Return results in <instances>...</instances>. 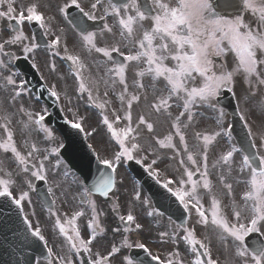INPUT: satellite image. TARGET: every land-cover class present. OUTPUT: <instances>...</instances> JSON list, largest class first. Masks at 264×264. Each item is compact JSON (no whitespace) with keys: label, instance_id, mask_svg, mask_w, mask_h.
<instances>
[{"label":"snow or ice","instance_id":"6c2138e0","mask_svg":"<svg viewBox=\"0 0 264 264\" xmlns=\"http://www.w3.org/2000/svg\"><path fill=\"white\" fill-rule=\"evenodd\" d=\"M242 2L245 10L258 15V25L264 29V0H242ZM15 4L16 0H0V19L7 18L8 21H15L17 25L35 22L40 29L44 30L45 35L51 31L49 21L54 20V17L47 16L42 11L39 0H35L26 8H19V11ZM233 6L232 0H152L151 5L147 3V0L143 4L140 0H95L90 4L89 10L85 11L79 0H70V2L58 7L57 11L66 17L67 11L70 8H75L87 20H102L104 21L103 32L118 35L120 37L119 43L125 44V46L130 44L135 49V54L124 55L117 46L110 48L100 46L97 42L96 33L82 27L79 18L72 21L81 34V46L87 49L89 54L95 53L106 58L103 62L96 64L95 79L91 80V84L95 86L97 91L103 86L105 89L104 97H108L110 92L114 95L117 94V87H120L117 95L120 106L112 111L114 119H109L107 115H104L102 120L107 133L118 145L119 150L114 153L112 159L100 160L97 156L99 163L111 169L114 174L125 160L135 161L137 165H143L148 156H151V162L144 168V171L179 203L185 213L190 214L191 210H195L198 217L195 223L203 225L205 229L211 225L212 232L223 250L229 252L233 257L228 264H264V240H253L251 245L246 244V238L252 233L264 237V157L260 158L258 173L256 169H252L247 156L243 157L239 164L240 174L244 172L245 168L252 169V187L244 197V201H253L254 206L248 209L245 203L243 209L234 212V221H230L229 218L221 215V204L215 195L211 197V219H209L204 210V205L201 203V198L197 195L200 187L207 190L209 194L212 193V182L209 180V176L212 174L210 172L209 153L216 149H219V154L216 156L215 162L211 164V169L218 174L219 182L228 190L229 195L233 190V184L226 183V180L232 177L236 171L235 154L240 149L231 145L230 140L225 139V137H231L232 133L230 128L223 123L225 115L223 109L217 110L222 91L233 92L234 73L241 69L248 78H255L260 84H264V79L260 78L264 73L258 67L264 65V59H258V51L264 54V32H254L251 26L245 23L239 15L234 19L225 18L227 13L221 10ZM98 9L102 11L99 17L96 15ZM109 18L114 20V25H109L107 22ZM138 30H142V38L137 37ZM60 31L63 33L62 29ZM52 35L54 39L48 42L47 47L58 49L62 43V36L55 32ZM27 40L28 37L22 31H18L13 39L0 42V56L6 58V60L0 59V79L3 80L0 90L10 91L9 104L14 107L17 101L22 100L26 94V88L23 82H17L18 73L12 70L13 62L17 58L15 53L6 51V49L19 45L22 53L27 54L24 58L29 59L39 45L35 42L25 43ZM70 40L75 43L73 37L67 34L63 35L65 53L69 51L68 41ZM227 52H235L239 59V64L234 71H227L224 65L217 67L213 59L214 57H222ZM113 53L123 56V61L114 59ZM55 54L59 55V52L57 51ZM64 58L70 61L75 69L73 75L79 82V94L86 93L89 103L103 113L112 101L104 99L103 103L97 102L99 96L93 95V89L83 75L86 71V64L81 56L68 54ZM168 60L174 61L175 64L171 67L167 66L165 61ZM131 63H135L138 67L132 82L136 89L135 93H130V85L126 77V72ZM32 67L35 68L36 64L33 63ZM52 70H55V65H52ZM136 77L140 79H136ZM197 77L200 78L198 86L190 87L189 82H195ZM142 80L145 82H141ZM149 90L154 96L149 107L157 119L168 120L171 118L173 104L183 108V111L175 116L174 122L170 126L175 130L174 135L179 137V142L183 146V153L186 154V160L181 158L177 161L179 169L182 170L180 176L169 174L163 182L160 180L161 172L158 170V166L164 164L165 160L162 159L161 154L157 153L153 145H158L159 149H171L174 155L167 157V159L175 160L176 157L181 156V152L172 143V134L164 139L150 137L148 146L140 143L142 131L146 129L149 134L154 132V122H149V118L143 114H138L134 122L133 110L134 105L139 104L142 100H148L147 92ZM50 95L57 100L60 99L54 86ZM196 106H205L213 111H218V115L216 117V130L212 134L196 132L195 140L202 141V144L194 145V151H190L184 130L196 123L197 113L194 111ZM16 110L27 118L25 128L29 134L32 132L38 136L42 134L43 141L57 146L43 150L44 156L38 166L36 164L30 165L29 161L33 154L40 152L41 149L33 143L26 155L21 154L14 141V133L10 128L12 120L10 117H6V122L0 124L6 133V140L0 143V149L5 153L10 152L12 154L21 172L30 173L32 178L45 183L49 182L51 172L53 182H57L56 186H61L58 183L61 174L54 170L61 167L58 158L60 156L59 148L63 145L57 144L55 131L47 126V117L44 114L47 109L32 111L21 103ZM240 119L245 120V116L241 115ZM65 123L69 122L65 121ZM115 125L122 126L117 128ZM70 126L78 131L84 130L81 123L72 122ZM245 128L248 129V135L251 136L252 130L247 123H245ZM221 142L228 147L221 148ZM140 152H144L146 155L138 158ZM49 157L57 159V162L52 165L53 170H49L45 164ZM192 168H195V171L199 173V179H194ZM153 169L157 170L154 171ZM8 175V179H0V198H6L18 212L23 213L24 202H31L29 192L34 190V185L31 179L22 178L20 183L26 185L28 190L21 191L18 196H14L13 187L17 181L10 178L11 173ZM62 175L64 180H67L69 173L64 171ZM257 175L259 179L256 178ZM73 183L77 185L80 204L90 206L92 219L84 228V232L88 233L87 238H85L81 229L77 227L78 219L85 215L84 210L75 211L63 223L55 211L51 212V215L55 217V227L67 245L68 254L61 255L55 252L54 248L49 246V239L42 233L41 228L39 226L33 228L28 218H24V223L27 225L31 236L42 242L46 249L45 264H73L69 254H88L86 264H113L114 261H118V264H144V261L133 257L123 256L120 258L123 248L132 247L143 249L144 253L157 264H181V261L177 259L180 257L178 251L171 253L165 260H161L160 257L152 255L145 243L137 242L133 245L128 242L126 237L120 247L110 246L106 253L93 252L94 246L100 243L98 235H102L103 229L97 219L96 205L92 197L96 193L108 195L109 190L115 184V178L113 175H108L95 185V192L92 189L83 188L78 180L73 181ZM173 185H176L175 189L172 187ZM48 192L51 194L53 189L49 187ZM75 198L74 196L73 199ZM135 200L140 201L141 204L148 203L141 200L138 193L135 195ZM245 211L249 214L246 222H241L244 219L243 213ZM154 214H157L155 209L147 212L148 216ZM119 219L123 223L125 231H132L131 226L133 224L138 232L142 230L143 226L132 212L126 216L120 215ZM183 233L184 235L180 236V239L185 242L187 251L192 254L191 264H219L218 260L213 258L210 237L198 238L196 229L188 227L183 228ZM178 235L175 232L169 233L167 230H161L158 239L163 243L171 241L175 244Z\"/></svg>","mask_w":264,"mask_h":264},{"label":"rangeland","instance_id":"374dc122","mask_svg":"<svg viewBox=\"0 0 264 264\" xmlns=\"http://www.w3.org/2000/svg\"><path fill=\"white\" fill-rule=\"evenodd\" d=\"M24 1H26V2H24ZM20 2L29 4V3L35 2V0H20ZM41 2H42L41 5L42 4L45 5L44 7L46 8L47 16L54 17V20L49 21V24L51 26V31L48 33V37L51 38V40L54 39V36L52 35V33L55 32L57 35H61L63 38V33H61V31H60L61 29L63 31H65V34H68V36H71L72 34L68 31L66 24L62 20V16L57 11L58 7L63 6V4L66 2H70V0H41ZM79 2L85 8V11H88L90 8V4L95 2V0H79ZM101 14H102V11L100 9H98L96 11V15L99 17ZM6 20H7V18L0 19V42H4L6 39H13L14 38V35H12L10 30L8 29V25L6 23ZM108 23H109V25H114V20L111 19L110 21H108ZM25 35H26V32H25ZM96 36H97L98 44L100 46L109 47V48L111 46H117V47L121 48L122 43H119L120 37L118 35H113V34L101 31V32H98ZM138 38H142V33H140L138 35ZM154 43H158V42H154ZM78 44L81 46L80 42H78ZM78 44L76 42L75 43H73V42L69 43L68 44V49H69L68 52H70L71 54L80 55L82 60L83 59L90 60L94 53L89 54L86 51L87 49H85L81 46L82 49L84 50L83 56H82V54L80 52L73 49V48H80ZM63 47H64V44H63ZM14 48L16 51L21 50L20 48H17V45H15ZM51 52H53V50L49 49L48 53H50V54H49V59H48L49 61L48 62H54L53 57L50 56ZM16 54L18 55L21 53L18 52ZM234 54H235V52H227L223 56L224 62L228 64V67H229V65H238L239 64L238 60H234L235 59V58H233ZM98 57L103 58L100 55H98ZM0 58H2V56H0ZM104 59H106V58H104ZM165 64L167 66L171 67L174 65V61L168 60V61H166ZM143 66L146 67V65H143ZM137 70H138V67L135 65V63L133 65H129L126 77H127L128 83L130 85V89H129L130 93L136 92V89L133 87L132 82H133V78L135 76V72ZM240 73L243 74L242 71ZM237 77L239 78V76H237ZM136 79H140V78L136 77ZM251 81L252 80L250 78H249V80L247 78L246 79L242 78L241 80L238 81L237 78L234 77L232 86L235 88L233 91L239 99V104H240L239 106L242 107L243 111H246V110L248 111V113L245 114V116H248L249 117L248 120L251 121V123L253 124L254 130L257 133L258 139H262L261 138L262 133L259 132L260 126L258 124L257 114L253 113V111L256 112V109L258 108V104L255 101L252 90L249 87V86H251ZM141 82H145V81L142 80ZM199 83H200V78L198 77L195 82H189V86L190 87L191 86H198ZM236 83H240L242 85V91L240 88L235 87ZM119 91H120V87L117 88V94L114 95L113 93H110L109 97H104L103 94L101 96L98 93L94 94L95 96H99V99L97 101L98 103H103L104 99H109L112 101V103L106 107V109L102 113V116L99 117L90 111H86L84 105L87 106V102H88L87 100L88 99H86V98L77 99L76 97L69 96L67 91H65L63 93L60 90V94L62 97L61 99L63 100V105H65V108H66L65 113L68 116L71 115L73 117V120H76V121H79L77 117H81V116L83 118L87 119V120L83 121V124L85 125L84 131L86 132V136H87L89 143L93 146L95 153L97 154V156H99V158L101 160L112 159L114 153L119 150L118 145L115 144V141L111 138L110 134L107 133L106 127L102 123L104 115H107L109 117V119H114L112 117V111H113V109H118L120 106L119 100L117 99V95H118ZM147 96H148V100H146V101L142 100L139 104L134 105L133 120H134V122L136 121L138 114L145 115L147 118H149V122H154V132L149 134V133H147L146 129L144 131H142L140 143L145 145V146H148L149 141H150V137H155L158 139H164L169 134H172L173 135L172 143L174 145H176L177 149L181 152V156L176 157L175 160L167 159V157H171L174 155L173 151L171 149H159L158 145H153L155 150L157 151V153L161 154L162 159L165 160L164 164H161L158 166V170H160V172H161L160 179H161V181H164L168 178L169 174H174L176 176H180L182 170L179 169L177 161L181 158H184L186 160V154L183 153V146L179 142V137L174 135L175 130L173 128H171V126H170L171 123L174 122L175 116L178 115L180 111H183V108L177 107L176 104H173V108L171 109V112H172L171 118H169L168 120L157 119V116L152 114L150 107H149V103L154 100L153 93L149 90L147 92ZM217 110H218V108H217ZM32 111H37V108H35ZM39 111H41L40 108H39ZM194 111H196V113H197L196 123L192 127L184 130L190 151H194V149H193L194 145L202 144V141H196L195 140V133L196 132H201L203 134H212L216 130V117L218 115V111H213L212 109H208L205 106H196L194 108ZM79 113H81V116ZM14 115L12 116L11 114H8L7 112L1 113L0 114V121L2 123H5L6 117L11 118L12 123L10 125V128L13 131V133L15 132L17 134V136L14 134V138H15L17 148L21 152V154L26 155L27 152L30 150V145L33 143H35L37 145V147L41 149L40 152L34 153L31 160L29 161L30 164H36L38 166L40 161L43 159V156H44L43 150L45 148L55 147L57 145L56 144H48L47 142L43 141L41 138L42 134H40L38 136L35 132H32L31 134H29L28 130L25 128L20 127V129H18V127L16 125L18 123V119H14ZM181 119L183 120L184 118L182 117ZM21 120H22V118H21ZM99 121L102 124L101 129H97V123ZM21 123H22V121H21ZM121 126L122 125H115V127H117V128H119ZM16 129H18V130H16ZM0 132H2V130H0ZM57 144H59L58 137H57ZM218 154H219V149H216V151H210V153H209L210 172L212 173L209 176V180L212 182V191H216V192L218 191L219 196H221L223 189H226V188H224V186L219 182V177H218V174H216L215 170L211 169V164L215 162V158ZM145 155L146 154L144 152H140V153H138V158L143 157ZM10 158L11 157L8 156V153H5L3 151L0 152V160H1V162H0V176L5 175V177L7 178V174H3V173L5 172V170L11 171V177L10 178L17 181V183L13 187V194H15V196H18L21 191H27L28 190L26 185H22L20 183V180L24 177H27L28 179H31V181H33L34 178H32L30 175H28L26 173L21 172V170L17 166L15 160L13 161L14 165H11ZM151 159H152V157L148 156V158L144 161V165L146 167L150 164ZM56 162H57V159L55 157H49V159L47 161H45V164L49 170H53L52 165ZM153 170L155 171L157 169H153ZM191 170H193L194 173H197L195 171V168H192ZM201 170H203V169L201 168ZM54 171H58L61 174L59 181H58V183L61 184V186H59V187L56 186L57 182H53L51 172L49 175L50 187L52 189L57 190V193H55V195L57 197V203H58L59 207L62 209V210H59L58 216L61 218L62 214L69 215V214H74V212L77 210H84L85 215H84L83 219H81V222H79L78 228L81 229L82 235H85V232L83 231V226L85 223H89V217H90V214H92L91 210L89 211V209H91V208H89L88 210H85L83 208V205L80 204V196H79L78 190H76L74 192L73 190L68 189V187H70V186L76 187V184H74L73 181H75L77 179L75 177H73L72 175H69L67 180H64V177L62 175L64 170L62 168H60L58 170H54ZM248 177H249V175H247L246 172L244 171L240 176H238V177L232 176L228 180H226V183H232L233 182V187L235 184L234 195L232 197L233 201H236V199L239 196H241L244 192H245L244 197L247 195V191H245L246 190L245 189L246 188L245 181L248 179ZM241 179L244 181L243 183H240ZM257 179H259V178H257ZM116 184H117V186L115 188L114 197L116 198V200H117V197L118 198L120 196L123 197L122 203H117V204H120L124 214L127 215L129 212H132V214H134L137 217L138 222L141 223V225L143 226L142 230H139V232H138V230L135 229V226L133 224L131 226L133 230L130 232L127 231V233L129 235H134L136 237H139L137 239L141 242H143L141 240L143 238H147V239L151 238L152 237L151 236L152 235L151 228L153 229V226L159 227L158 223L154 225V223L156 221V216L155 215H153V216L147 215V212L151 211V208H150L148 203L147 204H141L140 201L135 200V195L138 193L141 196V200L147 201L145 199V197L143 196L142 192L135 185H133L132 182L129 181L128 177L124 173L122 164L117 169V182H116ZM175 187H176V185H173L174 189H175ZM202 190H203L202 187L198 188V192H202ZM198 192H197V195H198ZM199 195H201V194H199ZM29 196H30L31 202L30 203L28 201L24 202L23 213H24L25 217L29 218L33 222V226L37 225L41 228L42 231H44L47 227H46V224L41 222L42 210L36 204L37 202L34 199V197L32 196L31 192H29ZM74 196L76 197L75 199H73ZM230 196L231 195H229V197ZM92 199L95 201L96 212H101L105 217L108 215V213L111 212V209L109 211H107L108 207L106 205H102L99 201H97L96 198L93 197ZM232 200L228 201L227 205H226L227 209H228V213H229V211H231L232 205L230 202ZM238 201H239V198H238ZM33 213H35V214H33ZM47 216H48V217H46V220H48L47 222L51 223V221H52L51 213H47ZM228 218H234V217L229 216ZM144 220H147V221H144ZM100 226L104 230L105 234L107 233V231L109 229L117 231L116 222L114 221V219H109L108 221L102 220V222L100 223ZM118 230H120L119 226H118ZM54 232H55V230H54ZM54 232H51V233L53 235H56ZM105 234L98 235V240L100 241V243L96 244L94 246V248H93L94 251H98L99 249L102 248V245H103L102 241H104L103 236ZM202 237H204V236H202ZM110 246L120 247L121 242L119 240L111 241ZM122 250H126V248L125 249L123 248Z\"/></svg>","mask_w":264,"mask_h":264},{"label":"flooded vegetation","instance_id":"af4514ba","mask_svg":"<svg viewBox=\"0 0 264 264\" xmlns=\"http://www.w3.org/2000/svg\"><path fill=\"white\" fill-rule=\"evenodd\" d=\"M148 1L150 2V4L152 3V0H148ZM223 12L224 13H227V15H226L225 18L234 19L237 15H239L240 17H242L244 19V22L245 23H247V24H249L251 26V28H252V30L254 32H264V29H261L259 27V25H258V15H254L250 11L245 10L243 8V2H242V10H240L239 13L231 12V10H225ZM146 26H147V22H146ZM140 33H142V30H138L137 31V34H136L137 37H138V35ZM120 50H121V52L124 53V55L135 54V49L133 48L132 45L125 46V44H122ZM34 53H35V57L37 59H39L38 62H37L36 68H37V70L39 72V75H40L41 79L45 82V84L51 90H52V88L54 86L55 87V90L59 93V95H61L60 94V90H61V92H63V93L65 91H67L68 92V95L69 96H72L73 94L69 90V88L71 87V85H70V78L67 75H65V73L68 74L67 72H69V73L73 74L74 71H75L74 68L71 66L72 69H70L68 71L67 70L64 71L63 70L64 69L63 67H55V70L54 71L52 70V67H50V68H43L42 67V53H41V51L38 50V51H36ZM233 58H235L234 60H238L239 61L238 57L236 56V53L234 54ZM213 59L215 61V64L217 65V67L219 65H224L225 64L224 59H223V56L222 57H214ZM258 59H264V54H261L259 51H258ZM165 63H166V61H165ZM174 64H175V62H174ZM258 67H259V70L260 71H262V70L264 71V65H259ZM13 68L14 67L12 65V70L14 71ZM226 70L229 71L228 68H226ZM95 71H96V68H95ZM127 72H128V70H127ZM127 72H126V74H127ZM262 73H264V72H262ZM260 78L261 79H264V75H261ZM20 80L21 79H20V77L18 75L17 76V82H19ZM254 80L256 81V87H257L256 93H257V95L259 97L263 98V102H261V103L264 104V84H260L257 79L252 78V81H254ZM101 88L103 90H105L103 88V86H101ZM10 95H11L10 91L9 92H5L3 90H0V114L1 113H6V112H17L16 109H17V107L21 103H23L26 107H28L29 110L32 107H35V108H37V111H39L40 105L43 106V104L41 102H39V101L37 102L35 100V97L27 89H26V94L23 96L22 100H18L17 101L15 107L12 106L11 104H9ZM85 95L87 96L86 93H85ZM258 108H264V106H259ZM240 112L243 113V111H241V109H240ZM244 113L247 114L248 111L246 110ZM25 119L27 121V118L26 117H25ZM0 124H4V123H2L0 121ZM247 124H248L249 128H251V130H252L251 139H252V142H253V146L255 145L254 146L255 151L257 152V155H258V157L260 159L261 157H264V125L258 122V124L260 126L259 132L262 133V136H261L262 139H258L257 133L255 132L254 127H253V124L251 123V121H248ZM0 130H3V128L0 127ZM0 138H2V143H3L6 140V133L5 132H0ZM14 141H15V138H14ZM230 144L231 145H234L236 148H238L237 145H236V143L233 140L231 141ZM10 155L12 156L11 153H10ZM243 157H244V155L242 154L241 151H239L238 153L235 154V167H236V171L233 173L232 176H234L235 173L238 171V169H239L238 165L240 164V162L243 159ZM13 161H14V158H11V165H14L13 164ZM54 191L57 193V190L56 189H54ZM203 204H206V202L203 201ZM210 246L212 248V255L213 256L214 255H219V253L221 251L218 250L215 245H212L211 244ZM155 249H156V252H162L163 251L156 244H155ZM178 252L180 253V257L177 258V259H179L181 261V264H191L189 262L188 257H187V253L184 250L180 249V250H178ZM187 252L189 254V258H191L192 257L191 256V252L190 251H187ZM123 256H127V255H125L124 251L121 252L120 258H122ZM153 256H158V257H160L161 260H165L166 258L169 257V256H161V255L156 254V253H154ZM71 259L73 260V264H82L80 255L72 256ZM113 264H118V261H114Z\"/></svg>","mask_w":264,"mask_h":264},{"label":"water","instance_id":"95a60500","mask_svg":"<svg viewBox=\"0 0 264 264\" xmlns=\"http://www.w3.org/2000/svg\"><path fill=\"white\" fill-rule=\"evenodd\" d=\"M81 26H82V24H81ZM69 145H70L69 142H67V147H66L67 149H68ZM67 149L63 152L64 158L69 163L71 168L78 170L79 174L84 178L85 182L88 183L89 182V177L85 175L86 174V170H89L90 165L94 164V163H92V159L90 158L92 154H91L89 148L86 146V144L84 143L83 139L80 136L79 137V141L77 143V153L80 154L82 156V158H84L87 161V162H84V163H87L86 164V170L84 169L83 165H82V167L80 166V164H79L80 161H78L77 159L73 158V159L69 160L67 158L66 154L67 155L69 154V152L66 153ZM24 264H27V262H25Z\"/></svg>","mask_w":264,"mask_h":264}]
</instances>
